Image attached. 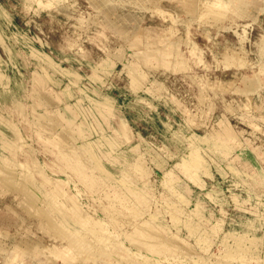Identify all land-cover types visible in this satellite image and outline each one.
<instances>
[{
    "label": "rangeland",
    "instance_id": "obj_1",
    "mask_svg": "<svg viewBox=\"0 0 264 264\" xmlns=\"http://www.w3.org/2000/svg\"><path fill=\"white\" fill-rule=\"evenodd\" d=\"M191 1L0 0V147L96 257L57 254L0 186V264H264V0H200L233 18L213 27Z\"/></svg>",
    "mask_w": 264,
    "mask_h": 264
},
{
    "label": "bare ground",
    "instance_id": "obj_2",
    "mask_svg": "<svg viewBox=\"0 0 264 264\" xmlns=\"http://www.w3.org/2000/svg\"><path fill=\"white\" fill-rule=\"evenodd\" d=\"M36 1V0H35ZM54 2V0H52ZM67 1L70 0H57L58 4L61 3H65ZM96 9H98L101 12H106L107 13V17L108 14L112 13V9L113 7H115V5L113 6L112 3H114L116 0H88ZM131 3L133 2H142L145 3V0H128ZM42 3V1H40ZM56 2V3H57ZM150 2V1H149ZM190 2V1H189ZM192 2V6L190 9H193V12H196V16L198 17L199 21H197L200 24H209V26L213 27V25H217L218 23L220 24H225L227 25L229 22V19H233L230 18V14L228 11L225 12L226 8L224 7V5H218V6H214V5H209L206 2L202 3L200 0H197V2L195 3L194 0L191 1ZM35 3V2H34ZM43 4V3H42ZM52 4V3H51ZM126 3L118 5L119 7H124ZM34 6V5H33ZM39 6V5H38ZM37 6V7H38ZM40 7V6H39ZM61 7V6H60ZM33 9V8H32ZM35 10V9H34ZM41 10V9H40ZM116 10V9H115ZM155 9H153L154 11ZM159 10V9H158ZM156 10V11H158ZM117 11V10H116ZM160 11V10H159ZM162 11V10H161ZM158 14V13H157ZM113 15V14H112ZM166 14L163 15H159L160 17H162L165 20L170 21L171 18L169 19L167 16H165ZM170 15V13H169ZM168 15V16H169ZM219 15L223 18H217L214 19V17H219ZM172 16V15H171ZM260 16V15H259ZM170 17V16H169ZM114 18V17H113ZM213 18V19H212ZM240 19V18H239ZM231 21V20H230ZM120 22V21H119ZM124 22V21H123ZM227 22V23H226ZM234 23V22H233ZM129 24V23H128ZM139 24V23H138ZM106 26V25H105ZM113 26V25H112ZM219 26V25H218ZM247 26V25H246ZM115 27V26H114ZM226 28V27H225ZM175 27L171 26L170 29L167 32V36L168 37H172L174 32H175ZM237 29V28H236ZM238 30V29H237ZM117 32H120L117 30ZM176 33V32H175ZM189 34V33H188ZM236 34V33H235ZM130 36V35H129ZM239 36V35H238ZM133 37V36H132ZM241 37H239L240 39ZM243 38V37H242ZM125 39V38H124ZM127 40V39H126ZM140 43V39H139V35H135V37L133 38V41L131 43V46H137ZM241 44V43H240ZM147 53V52H146ZM243 53H232V54H226L225 58H224V66L226 68H234L237 67L238 68H245L247 66V62H245L242 59ZM43 94V93H42ZM70 94V93H69ZM35 95V94H34ZM43 95H40V98H42ZM45 98V97H44ZM47 98V96H46ZM45 98V99H46ZM32 99V98H31ZM50 98L48 97L47 100H49ZM51 100V99H50ZM48 102V101H47ZM50 103H52L50 101ZM45 104H46V100H45ZM47 105V104H46ZM50 104H48L47 106H49ZM52 105V104H51ZM50 105V106H51ZM46 106V107H47ZM44 107V106H43ZM45 107V108H46ZM8 112V111H7ZM2 113V111H1ZM12 116V115H11ZM5 117V116H4ZM47 122H49L47 120ZM16 123V122H15ZM66 124V123H65ZM88 124V123H87ZM126 121H121L120 123V127H121V131H122V135L125 138L129 139V135L124 134L123 133V129H128L130 130L131 133V129L130 127L126 126ZM48 127H50L52 129V125L51 123H47ZM67 125V124H66ZM68 126V125H67ZM63 127V126H62ZM69 127V126H68ZM87 127V126H86ZM19 128V127H18ZM64 130H68L69 132H71L69 130V128H67L66 126L63 127ZM72 133V132H71ZM79 133V132H78ZM16 134L20 135V131L16 130ZM81 134V133H79ZM154 135V134H153ZM211 141V140H210ZM31 142V141H30ZM216 142V141H215ZM218 143V142H217ZM217 143H215L216 147H217ZM232 146V143L230 144ZM60 146V145H59ZM234 146V145H233ZM19 148V147H18ZM17 149H12L7 147L6 145H2V147H0V186H4L6 187L9 191L14 192L15 196L17 198V207L26 215H30L31 218L36 222L37 224V230L41 233L44 234L46 236H48L52 241L58 243L59 245L63 244H67L68 246L72 247L75 252H70V250L68 249H64V250H58L56 251L57 254L62 255L63 257H65L66 259L70 260L71 262H74L77 259V256L80 257H84V255H88L91 258H96L95 256L89 254L91 253L90 251V245H91V239L90 237H82L80 240L78 241H73V240H69L67 238V233L56 223V221L52 218V216L49 214V212L46 209V206L44 204L43 201V197L40 193H38L36 190H34L31 186H29V183L24 180L25 176L28 175L30 172L20 163L15 162V158L18 153L19 150ZM218 148V147H217ZM220 148V147H219ZM18 150V151H17ZM18 152V153H17ZM164 154V153H163ZM8 155V156H7ZM58 160V157L56 158ZM64 160H69L67 162H71V165L74 166L76 169L82 170L80 169V167L77 165L78 163V159H68V158H63ZM5 166H12L15 169H17L16 172L13 171H9L8 169H6ZM61 172L66 173V171H62ZM84 171V170H82ZM35 174H38L40 176H44L45 178H47V182L48 181H54L59 185H62L63 182L62 179H60L59 177H51V175L49 173H47L45 170L43 169H38L35 171ZM104 176V175H103ZM105 178L110 177L111 178V174L110 173H105ZM260 179L262 177V175H259ZM36 178V177H35ZM263 179H261L262 181ZM264 181L261 182V184ZM2 188V187H1ZM129 192V191H128ZM125 193V192H124ZM130 193V192H129ZM126 194V193H125ZM124 194V195H125ZM2 195V194H1ZM126 197V196H124ZM129 199V198H126ZM122 200V199H121ZM120 201V200H119ZM124 202V201H121ZM120 202V203H121ZM74 204V202L72 203ZM121 205V204H120ZM127 204H125L126 206ZM124 206V207H125ZM128 207V206H127ZM127 207H125L126 209H128ZM114 208V207H113ZM112 208V209H113ZM123 209V208H122ZM115 210V209H114ZM112 211V210H111ZM121 211V210H118ZM123 212V210H122ZM70 244V245H69ZM129 247V246H128ZM85 248V251L83 250ZM144 248V246H143ZM231 255V254H230ZM229 255V257H231ZM234 258V256H232Z\"/></svg>",
    "mask_w": 264,
    "mask_h": 264
},
{
    "label": "crops",
    "instance_id": "obj_3",
    "mask_svg": "<svg viewBox=\"0 0 264 264\" xmlns=\"http://www.w3.org/2000/svg\"><path fill=\"white\" fill-rule=\"evenodd\" d=\"M218 5H220V6H221L222 4H217V5H214V6H218Z\"/></svg>",
    "mask_w": 264,
    "mask_h": 264
}]
</instances>
